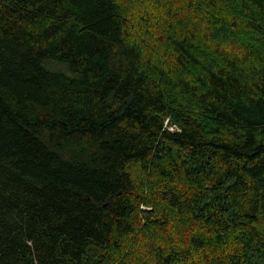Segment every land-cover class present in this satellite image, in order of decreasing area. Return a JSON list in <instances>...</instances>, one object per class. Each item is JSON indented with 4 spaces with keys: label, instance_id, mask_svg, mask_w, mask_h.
Listing matches in <instances>:
<instances>
[{
    "label": "trees",
    "instance_id": "16d2710c",
    "mask_svg": "<svg viewBox=\"0 0 264 264\" xmlns=\"http://www.w3.org/2000/svg\"><path fill=\"white\" fill-rule=\"evenodd\" d=\"M0 264H264V0H0Z\"/></svg>",
    "mask_w": 264,
    "mask_h": 264
}]
</instances>
